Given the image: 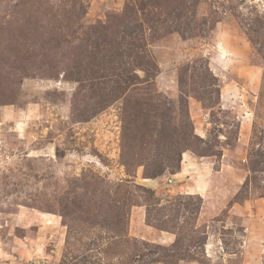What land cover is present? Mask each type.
<instances>
[{
  "label": "rangeland",
  "instance_id": "1",
  "mask_svg": "<svg viewBox=\"0 0 264 264\" xmlns=\"http://www.w3.org/2000/svg\"><path fill=\"white\" fill-rule=\"evenodd\" d=\"M127 4L0 0V264H264V0H198L184 36L143 24L158 69L123 86L101 48L110 15L111 50L142 23ZM194 60L219 95L187 96L198 138L152 177L157 137L123 110L177 109Z\"/></svg>",
  "mask_w": 264,
  "mask_h": 264
},
{
  "label": "trees",
  "instance_id": "2",
  "mask_svg": "<svg viewBox=\"0 0 264 264\" xmlns=\"http://www.w3.org/2000/svg\"><path fill=\"white\" fill-rule=\"evenodd\" d=\"M197 4L198 0H138V4L135 7L133 5H125L120 16L130 17L131 13L135 15L138 12L142 23L137 22L135 15L131 19V21L134 20L135 22H132L131 27L125 32V38L128 37L129 41L126 44L124 42L123 44H117L115 50L110 49L114 43V37L112 34L105 35L107 32L105 29L120 25V20L118 19L119 23L117 22V25H112L115 22L114 15L109 16L108 20L111 26L109 24L104 26V46L101 49H104V57L113 56V60L118 59V72L115 74L119 76L123 86L136 82H145L150 85L158 69L146 47L147 39H145L146 36L143 34V24H146L150 29V33L147 34L149 39L161 37L171 31H176L181 36H184L181 28L183 27L182 24H185L187 19L195 12ZM187 12L189 17L182 21V17L184 16L185 18ZM172 17L174 19L170 20L169 18ZM167 18L174 26L165 23ZM154 19L160 23L154 22ZM175 20L182 24L174 23ZM252 41L255 44L258 43L255 40ZM96 47L98 49L99 45H96ZM101 49L98 51H101ZM104 62H106L105 59ZM137 70L141 71L142 77L138 76ZM202 70H208L206 61L196 65V60H194L184 64L179 69L177 77L179 87L177 109L172 105L166 106L164 103L150 101L143 102L142 104L144 105L148 103V106L140 107L134 113L129 110L130 108H124L123 110L124 121L128 118L132 121L131 123H136L135 127L136 125L139 126L136 129H144L147 132L154 133L157 137L152 143L154 150H156V157H159V162L146 170V173L152 177L161 174L165 169L175 170L178 168L182 151L191 145L193 139L198 138L194 134L188 116L187 96L193 95L202 102L207 100L210 104L216 102L219 95L217 80L213 75L209 74V77H204L201 83L197 77L200 76ZM106 76L107 74L104 73V77ZM162 108L165 109V112L159 111ZM251 169L254 171L253 168ZM248 182L249 177L246 178L244 184L246 185Z\"/></svg>",
  "mask_w": 264,
  "mask_h": 264
}]
</instances>
